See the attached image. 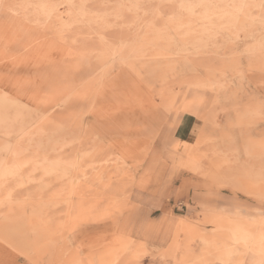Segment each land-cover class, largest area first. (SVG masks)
Segmentation results:
<instances>
[{
  "label": "rangeland",
  "instance_id": "1",
  "mask_svg": "<svg viewBox=\"0 0 264 264\" xmlns=\"http://www.w3.org/2000/svg\"><path fill=\"white\" fill-rule=\"evenodd\" d=\"M180 178L169 246L124 236L135 191ZM0 246L264 264V0H0Z\"/></svg>",
  "mask_w": 264,
  "mask_h": 264
},
{
  "label": "crops",
  "instance_id": "2",
  "mask_svg": "<svg viewBox=\"0 0 264 264\" xmlns=\"http://www.w3.org/2000/svg\"><path fill=\"white\" fill-rule=\"evenodd\" d=\"M129 198L127 210L121 218V232L135 242L143 243L147 250H165L172 239L179 209L193 202V188L185 178L176 184H155L152 189L136 190ZM86 233V231H84ZM94 231H89L92 234ZM82 231L75 238H81ZM0 264H28L17 255L0 246Z\"/></svg>",
  "mask_w": 264,
  "mask_h": 264
},
{
  "label": "bare ground",
  "instance_id": "3",
  "mask_svg": "<svg viewBox=\"0 0 264 264\" xmlns=\"http://www.w3.org/2000/svg\"><path fill=\"white\" fill-rule=\"evenodd\" d=\"M69 151H70V150H69ZM259 164H260V163H259ZM236 227H237V226H236ZM237 228H238V227H237ZM238 229H239V228H238ZM245 231H247V230H245ZM248 232H249V231H248ZM251 233H252V232H251ZM242 234H243V233H242ZM245 234H246V233H245ZM243 235H244V234H243ZM243 235H242V236H243ZM252 235H254V234H252ZM242 236H241V237H242ZM249 236H250V234H249ZM254 236H255V235H254ZM259 236H260V235H259ZM219 237H220V236H219ZM243 237H244V236H243ZM247 237H248V234H247ZM256 237H257V236H256ZM261 238H262V237H261ZM235 239H236V238H235ZM257 239H258V238H257ZM247 240H249V239H247ZM252 240H253V237H252ZM261 240H262V239H260V241H261ZM212 241H214V240H212ZM256 241H257V240H256ZM252 242H253V241H251V243H252ZM258 242H259V241H258ZM258 242H257V243H258ZM249 243H250V242H249ZM254 243H255V242H254ZM254 243H253V244H254ZM238 245H239V244H238ZM257 245H259V247H260L261 244L258 243ZM257 245H256V248H257ZM223 246H224V245H223ZM218 247H219V245H218ZM220 247H221V246H220ZM224 247H225V246H224ZM245 247H246V246H245ZM252 248H254V247H251V250H252ZM260 248H261V247H260ZM249 249H250V248H249ZM229 250H230V249H229ZM253 250L255 251L256 249H253ZM253 250H252V251H253ZM259 250H260V249H259ZM261 251H262V250H261ZM226 252H227V251H225V253H226ZM256 252H257V251H256ZM212 253H213V252H212ZM262 253H264V251H263ZM262 253H261V254H262ZM259 254H260V253H259ZM221 255H222V254H221ZM221 255H219V256H221ZM213 256H215V255H213ZM227 256H228V255H227ZM227 256H226V257H227ZM262 256H263V255H262ZM221 258H222V257H221ZM229 258H230V257H229ZM216 259H217V257H216ZM241 260H242V259H241ZM227 261H228V260H227ZM227 261H226V262H227ZM233 261H234V260H233ZM239 261H240V259H239ZM240 263H241V261H240Z\"/></svg>",
  "mask_w": 264,
  "mask_h": 264
}]
</instances>
